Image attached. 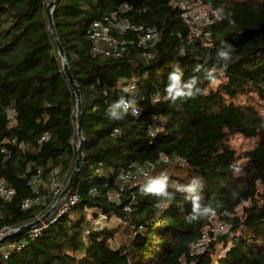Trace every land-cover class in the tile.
Listing matches in <instances>:
<instances>
[{
    "label": "trees",
    "instance_id": "trees-1",
    "mask_svg": "<svg viewBox=\"0 0 264 264\" xmlns=\"http://www.w3.org/2000/svg\"><path fill=\"white\" fill-rule=\"evenodd\" d=\"M50 1L0 0V179L15 191L0 197V229L45 215L59 196L53 180L65 187L78 159L76 97L49 29ZM205 1L217 12L209 37L192 35L169 0L59 1L53 22L83 106L85 151L70 191L79 201L35 227L37 236L33 228L1 242L0 264H264V0ZM125 4L131 22L157 28L160 39L145 49L125 33L121 57L94 54L92 24ZM221 41L235 49L226 69L216 57ZM177 65L182 82L196 78L203 94L167 96ZM132 84L141 113L110 119L109 105L130 97ZM237 135L253 147L238 152ZM150 163L151 177L121 190L123 173ZM162 174L170 197L142 193ZM193 177L203 183L199 203L214 209L196 221L188 219L194 194L175 187Z\"/></svg>",
    "mask_w": 264,
    "mask_h": 264
},
{
    "label": "built area",
    "instance_id": "built-area-1",
    "mask_svg": "<svg viewBox=\"0 0 264 264\" xmlns=\"http://www.w3.org/2000/svg\"><path fill=\"white\" fill-rule=\"evenodd\" d=\"M170 5L178 7L181 11V19L184 23L190 25L192 28L191 34L196 36L209 37L211 35L210 31L207 29L212 24L213 17L217 12L213 9V4L210 1L205 0H169ZM131 10L128 4L121 7L118 13L111 14L104 17L102 20L95 21L89 32L88 39L92 43V51L97 55H104L107 57H121L126 50L127 41H121L118 35L125 33L136 34L139 38V46H143L145 49L151 47L160 39V34L155 27H146L143 25H135L131 22L126 14ZM130 97L127 99L134 101L133 107L137 110L138 116L141 113V109L136 103V86L132 84L128 89ZM132 114V108L128 111ZM10 118L13 114H10ZM133 115V114H132ZM154 133V131H153ZM4 152V151H2ZM161 160L166 162L165 156H161ZM155 168L154 163H150L147 166H137L120 176L123 183L121 190L124 186L130 183L146 179L151 177L153 170ZM32 185H36V180L32 182ZM53 186L56 189L55 196L62 192L64 185L60 183L58 179L53 180ZM15 195L14 189H12L9 184L4 179H0V197L4 200H10ZM113 200L119 201L120 193H115L110 197ZM79 201L77 194H71L70 192L65 196L63 200V206L61 204L60 212L63 214L70 207L75 206ZM40 198L27 199L23 202V208H29L34 204L40 203ZM214 215V214H213ZM45 224V223H43ZM45 226V225H44ZM224 226H220L216 229L217 232H221ZM18 229H12L9 227H3L0 229V241L8 234L16 232ZM41 229L34 228L33 236H37ZM205 247V239L198 242L195 245V250L202 251ZM1 251L5 252L6 247L2 246Z\"/></svg>",
    "mask_w": 264,
    "mask_h": 264
},
{
    "label": "clouds",
    "instance_id": "clouds-1",
    "mask_svg": "<svg viewBox=\"0 0 264 264\" xmlns=\"http://www.w3.org/2000/svg\"><path fill=\"white\" fill-rule=\"evenodd\" d=\"M222 47H219L216 51L217 61L226 69L231 60V57L235 51L234 47L227 41H221ZM194 71L199 72L200 68L197 66ZM183 75V70L177 65L174 67L173 71L168 74V83L165 86V91L167 96L171 100L175 101L178 98H192L197 95L203 94V89L197 85V79L192 78L187 82H182L181 77ZM205 78L209 82H215L217 79L216 73L209 69L205 73ZM196 86L195 92L191 89ZM125 92L128 89H124ZM134 101L126 99L124 96H120L116 101L109 105L107 109V116L113 120H120L128 113L129 109L132 108V114H137V110L133 107ZM168 176L160 175L158 177L150 178L146 184L141 188L144 194H154L158 197H170L171 193L168 191ZM177 191L193 193L191 196L193 202V212L188 217L190 221L206 219L210 215L214 214V209L210 205H201L199 203L201 196L200 192L203 188V183L197 177H193L187 184H176Z\"/></svg>",
    "mask_w": 264,
    "mask_h": 264
},
{
    "label": "water",
    "instance_id": "water-1",
    "mask_svg": "<svg viewBox=\"0 0 264 264\" xmlns=\"http://www.w3.org/2000/svg\"><path fill=\"white\" fill-rule=\"evenodd\" d=\"M59 1L60 0L50 1L46 7V14H47V18H48L49 29L52 32V36L55 40V43H56V46L58 49V55H59L61 62H62L63 72H64L65 76L67 77V80H68L71 88L73 89V91L75 93V97H76V107L75 108H76V124H77V137H78V147H77L78 159L76 161L74 171L72 172V175L70 176L67 185L62 190L58 200L55 203V205L45 215H43L40 219H37L34 222H31L25 226H22L16 232H13L11 234L6 235L0 241V243L11 238V237H13L16 234H19V233H22L25 231H30L31 229L40 226L42 224V222L46 221L51 214L55 213V211L57 210V206H58L59 202L61 201V199L65 198V196L71 191L72 186H73L75 180L77 179L78 173H79L80 168L83 164V154L85 151V139L83 136V129H82L83 106H82L81 92H80V89H79L78 85L76 84L74 77L71 73V69L69 67V61H68L67 55H66L65 50H64V48L60 42L59 36L56 32V28H55V25L53 22V13H54L56 5H58Z\"/></svg>",
    "mask_w": 264,
    "mask_h": 264
},
{
    "label": "rangeland",
    "instance_id": "rangeland-1",
    "mask_svg": "<svg viewBox=\"0 0 264 264\" xmlns=\"http://www.w3.org/2000/svg\"><path fill=\"white\" fill-rule=\"evenodd\" d=\"M155 129H156V127H154ZM231 144H232V146L235 148V149H237L238 150V152H243V151H246V150H250L252 147H253V144L252 143H250L248 140H246V139H244V138H242L241 136H239V135H237V136H235L234 138H232L231 139ZM153 174V173H152ZM53 188H54V186H53ZM56 190V189H55ZM61 194V193H60ZM60 194H59V196H60ZM59 196L58 197H56V200H55V202H54V204L50 207V209L55 205V203H56V201L58 200V198H59ZM63 200H64V198L63 199H61V201L59 202V204H58V206H57V210L59 211L60 210V208H61V204L63 203ZM62 206H63V204H62ZM49 209V210H50ZM48 210V211H49ZM56 210V211H57ZM56 211H55V213H56ZM55 213H53V214H51L49 217H48V219L50 218V217H52V215H54ZM87 214H89V213H87ZM89 217H90V215H88ZM42 216H40V218H41ZM39 218V219H40ZM99 223H100V221H98ZM43 223H46V221H43L42 222V224ZM41 224V225H42ZM123 225H125L124 223H122ZM45 224H43V226H44ZM214 225H215V230L218 228V227H220L222 224L219 222V221H215L214 222Z\"/></svg>",
    "mask_w": 264,
    "mask_h": 264
}]
</instances>
